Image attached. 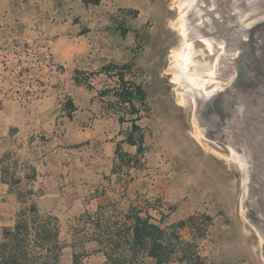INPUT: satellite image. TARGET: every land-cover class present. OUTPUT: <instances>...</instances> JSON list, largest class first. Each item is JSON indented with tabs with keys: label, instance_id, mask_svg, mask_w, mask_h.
Masks as SVG:
<instances>
[{
	"label": "rangeland",
	"instance_id": "1",
	"mask_svg": "<svg viewBox=\"0 0 264 264\" xmlns=\"http://www.w3.org/2000/svg\"><path fill=\"white\" fill-rule=\"evenodd\" d=\"M89 8L82 23L104 26L101 38L122 32L129 60L117 74L146 95L144 103L134 100L136 135L144 137L133 163L140 172L139 195L132 202L126 194L103 200L95 223L76 199L78 220L67 227L21 210L18 222L28 228L15 229L14 241L0 246V264L14 255L17 264H112L103 253L106 236L128 225L127 212L137 211L166 231L177 252H196L210 264H264V0H193L182 7L178 0H103ZM182 17L200 89L173 79V52L184 44ZM2 34L0 56L8 42L41 40L62 68L27 102L65 87V67L55 61L48 32L32 38ZM199 36L212 42V52ZM10 102L17 101L2 103ZM35 228L49 231L36 236ZM177 256L165 264H180ZM136 263L156 264L144 253Z\"/></svg>",
	"mask_w": 264,
	"mask_h": 264
},
{
	"label": "crops",
	"instance_id": "2",
	"mask_svg": "<svg viewBox=\"0 0 264 264\" xmlns=\"http://www.w3.org/2000/svg\"><path fill=\"white\" fill-rule=\"evenodd\" d=\"M102 1L0 0V35L48 32L66 82L34 102H0V246L14 241L21 210L67 227L78 220L76 199L95 223L103 200L139 195V153L126 141L134 115L115 92L128 50L121 31L101 38L104 26L81 20ZM118 145L126 156L116 154Z\"/></svg>",
	"mask_w": 264,
	"mask_h": 264
},
{
	"label": "trees",
	"instance_id": "3",
	"mask_svg": "<svg viewBox=\"0 0 264 264\" xmlns=\"http://www.w3.org/2000/svg\"><path fill=\"white\" fill-rule=\"evenodd\" d=\"M84 1L89 3L99 2V0ZM119 77L120 87L115 92L122 103L129 104L130 113L136 115L138 109L135 107L134 100L139 101V103H144L146 97L145 92L138 84L124 82L123 76L120 73ZM135 121L136 117L132 120L131 132L126 136V141L129 144L136 145L137 151L141 152L144 137L142 133L136 135L137 131L140 130V127ZM116 154L120 157L124 155L126 156V153L122 151L119 145L116 147ZM125 218H128L130 221L128 225H126L125 222L121 227L119 226L114 235L106 236L108 241L106 245H108L109 248L103 250V253L112 264H137L136 259L139 253H144L146 257L154 259L156 264L170 263L171 258L175 253L178 255L177 261L180 264H210L205 262V260L196 252L188 253L182 249L177 252L172 244V238L167 236L166 231L161 226L150 221L148 215L143 217L138 211L134 212V214L127 212ZM97 225L99 227L100 224L98 223ZM27 228L28 225L21 221L16 224L17 232H20L22 229L26 231ZM42 231L45 235L49 230L43 228ZM42 231L40 228H35L36 236H40L41 233H43ZM104 231H108V227L104 228ZM128 232H130V234H128ZM56 237L57 236L55 235L54 238ZM174 237L179 238L178 236ZM101 241L102 240H99V243H102ZM5 262L7 264H17L16 256L14 255L11 260H6Z\"/></svg>",
	"mask_w": 264,
	"mask_h": 264
},
{
	"label": "built area",
	"instance_id": "4",
	"mask_svg": "<svg viewBox=\"0 0 264 264\" xmlns=\"http://www.w3.org/2000/svg\"><path fill=\"white\" fill-rule=\"evenodd\" d=\"M0 56V101L25 103L40 96L41 89L60 68L49 52V44L8 42ZM127 104V103H125Z\"/></svg>",
	"mask_w": 264,
	"mask_h": 264
},
{
	"label": "bare ground",
	"instance_id": "5",
	"mask_svg": "<svg viewBox=\"0 0 264 264\" xmlns=\"http://www.w3.org/2000/svg\"><path fill=\"white\" fill-rule=\"evenodd\" d=\"M192 1L193 0H178V6L182 7L185 4L191 3ZM179 26H180V32L184 38V44H182V47L179 51L173 52V57L175 59L174 64H173V67H174L173 79L178 81V82H182V83H183V81H188L189 83H191L193 85V88H199L200 89L201 88L200 79H202L200 73L198 72V69H200V68H198V66H196L195 68L192 67V66H194V64L195 65H197V64L194 62L195 61L194 60L195 55L193 54V52H192L193 50L191 49L192 43L189 39H187V33H186L187 32V28H186L187 26H185L183 17L180 19ZM197 39L200 40L206 46V48L212 52L214 47H213L212 42L209 39H207L206 37H203V36H199ZM199 64H201V63H198V65ZM191 67L193 68V71L190 70ZM200 67H202V66H200ZM209 72H210V74H212L213 70L209 71ZM213 76H211V77H213Z\"/></svg>",
	"mask_w": 264,
	"mask_h": 264
}]
</instances>
